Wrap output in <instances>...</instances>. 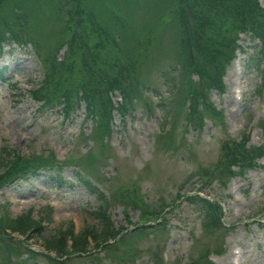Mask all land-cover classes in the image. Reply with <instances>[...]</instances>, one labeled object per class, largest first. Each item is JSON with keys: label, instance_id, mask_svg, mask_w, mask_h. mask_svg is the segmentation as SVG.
<instances>
[{"label": "rangeland", "instance_id": "1", "mask_svg": "<svg viewBox=\"0 0 264 264\" xmlns=\"http://www.w3.org/2000/svg\"><path fill=\"white\" fill-rule=\"evenodd\" d=\"M110 1L114 3L117 0ZM131 1L133 6L128 9L131 17L135 18L132 28L138 37H144L149 27L153 35L156 31L159 34L158 23L165 15L167 0H139L141 7ZM259 2L264 5V0ZM105 5V8L109 6L108 3ZM114 7L124 9L120 0ZM107 18L106 12L102 20L106 22ZM164 25L161 43L156 42L152 50L148 49L153 58L141 63L139 68L144 84L159 94L152 101V112L149 114L142 105L136 104L134 108L129 106L123 117L112 110L109 126L113 130L101 138L92 135L95 117L86 114L84 104H79L64 119L60 105L45 109L34 100L32 92L40 85L44 74L41 58L36 56L30 45H4L0 56V148L5 146L11 157L51 149L57 160L69 163L63 168L64 179L71 178L70 164L80 163L82 170L97 179V187L103 193L111 194L108 210L115 227L129 228L127 222H137L142 210H157L161 200L162 205L174 204L173 211L168 207L157 213L162 219L166 218V224L161 223L163 230L154 234L149 230L142 233L135 246L131 244L125 248L123 261H115L100 245L89 249L90 258L88 254L80 259L75 257L69 264H153L154 260L159 264L161 252L163 262L160 264L200 262L203 254L208 264H264V171L254 168L228 182L232 174L227 173L226 168L222 169L220 160V149L227 138L237 140L247 134L248 144H264V133L257 127L259 121H264V86L259 87L262 80H259L257 68L247 60L258 44L246 35H240L238 43L246 53V64L238 53V58L225 66L223 89L206 91V101L219 113L221 120L212 123L209 118L204 121V117L194 125H188L184 116L176 113L175 101L179 100L183 89L180 74L176 69L173 71L176 85L171 94L167 93L160 74V70H171L174 45L169 42H173L176 33L174 25ZM59 26L60 22L55 17L46 30L50 40L45 39L46 45L54 43ZM144 43L146 40L142 38L143 47ZM63 52V48L56 51L54 59H62ZM41 57L45 58V50ZM152 62H156L160 70L148 67ZM190 77L196 83V76L192 74ZM112 100L119 102L118 92L112 93ZM164 106L168 112L164 132L171 129L172 120H175L174 143L157 134L162 120H159L158 111L161 108L164 111ZM195 118L192 117L193 120ZM85 150L94 153L91 170L86 166L84 154H79ZM258 163L264 165V157L258 159ZM235 166L236 163L229 166L228 172L235 171ZM220 170L223 173L220 174ZM129 184L132 186L128 187ZM195 187L206 188L207 194L222 203L224 212L221 220L227 226L225 230L216 224L212 225L208 235H203L199 217L192 212L191 206L181 204L177 207L182 195ZM122 200L126 201L125 207L120 204ZM138 201L143 204L138 205ZM97 202L94 194L76 184L56 187L46 172H39L36 179L28 183L13 182L1 186L0 205L6 204L12 222L27 214L40 222V227L30 233L29 239L19 232L12 233L13 237L4 236L11 248L6 260L11 264H52L38 254L33 256V263L28 250L39 253L43 244L46 245V238L69 225L74 233L92 231L96 234L95 219L90 212ZM155 218L154 215L149 216L148 223L151 224L150 220ZM233 251L238 252L233 254ZM4 258L0 247V259Z\"/></svg>", "mask_w": 264, "mask_h": 264}, {"label": "trees", "instance_id": "2", "mask_svg": "<svg viewBox=\"0 0 264 264\" xmlns=\"http://www.w3.org/2000/svg\"><path fill=\"white\" fill-rule=\"evenodd\" d=\"M52 13L60 22V26L55 33L54 43L46 45L45 39L50 41L46 36V30L48 31L55 18ZM104 13L106 11L101 8L97 21L92 8L86 10L85 0L83 3L82 0H0V52L2 44L8 41L21 46L29 43L43 63V79L32 92V97L44 107L59 104L64 117L75 110L82 101L86 114L95 117L91 133L100 138L109 132V112L112 105L109 94L117 91L121 94L124 104L132 97L140 99L139 90L146 84L138 77V68L146 58L147 50L161 38L157 31L153 35L148 29L146 35L142 37L146 40L145 46L142 47V38L128 27L130 21L127 15L119 17L111 11L113 22L108 26L102 20ZM160 21L158 25L171 23L176 29L175 39L169 42L174 45L171 70L169 69V72L161 70L160 73L168 89L167 93L171 94L176 85L173 71L177 68L179 73L180 69L182 101L188 96L194 104V107L188 108L184 115L186 120L195 112L198 97H201L200 90L212 87L221 89L220 76L225 61L233 55L237 33L247 30L250 36L259 42V48L249 57L250 65L259 68L264 62V9L261 10L255 0H167L165 15L161 16ZM141 31L144 32L145 28ZM114 34L123 41L121 47L113 41ZM62 45L66 46L65 56L61 61H57L54 59L55 52ZM43 50L45 58L41 57ZM116 50L118 52L115 55ZM156 65V62L154 64L152 62L150 67L154 68ZM191 71L197 74L201 89L190 80ZM201 111L213 113L211 108L202 105ZM198 116L200 118L201 113H198ZM162 118L163 121L167 118L166 111ZM158 135L166 137L169 143L173 142L172 129L164 132L162 125ZM222 149L227 162L235 161L233 155L236 152L232 154L230 149L228 151L226 148ZM93 156L91 150L84 154V161L89 170L93 166ZM73 163L74 166L80 164ZM59 169L60 165L50 151L42 155L11 157L3 147L0 153V186L17 180L27 181L35 177L39 171L58 174ZM49 176L57 186L62 185L58 176L55 174ZM74 179L77 185L93 193L98 201L97 206L90 212L97 228V233L91 235L97 239L98 244L108 238L114 239L119 230L113 228L108 213V198L111 194L105 196L89 179L77 172ZM114 195L115 193L112 194ZM193 203L199 207L203 235H208L212 225L220 224L217 207L202 200ZM142 204V201H138V205ZM4 208L5 206H0V235L5 230L21 234H26L30 230V234L40 227L39 221H34L27 215H21L16 222H12ZM146 214L152 213L142 212L141 217ZM146 229L152 230L151 227L135 228L128 234L127 242L124 237L119 236L117 241L120 244H105L104 248L112 250V258L120 260L122 252L118 253L116 248L122 249L124 244L127 246V243L133 242L135 246ZM71 233L69 229L55 233L54 237L46 240V247L64 255L67 253L66 240L69 237L71 250H82L86 243V235H90L89 232H80L77 235ZM189 264L208 262L203 254V260L200 262L192 260Z\"/></svg>", "mask_w": 264, "mask_h": 264}]
</instances>
